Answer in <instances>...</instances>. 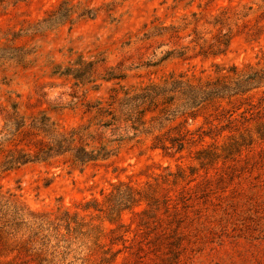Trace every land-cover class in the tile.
Listing matches in <instances>:
<instances>
[{"label":"rangeland","instance_id":"obj_1","mask_svg":"<svg viewBox=\"0 0 264 264\" xmlns=\"http://www.w3.org/2000/svg\"><path fill=\"white\" fill-rule=\"evenodd\" d=\"M62 4L71 8L66 18L64 8L55 13ZM215 65L264 68V0H0V140L15 104L19 115L44 114L68 132L93 123L97 102L172 73L214 79L225 73ZM234 99L184 124L219 128L224 108L236 118L229 128L173 156L150 150L151 138L140 136L116 142V155L104 162L75 166L66 156L0 172V195L25 209L15 236L0 233V264H264V139L253 133L264 121V88ZM245 130L251 146L228 158L219 148L221 158L208 166L196 160L197 150L227 147L229 136ZM177 167L194 169L191 181L160 195L168 191L178 204L179 228L171 210L138 214L143 203L113 223L86 205L104 206L119 182L142 189ZM182 186L191 197L184 209ZM174 230L182 238L176 258L169 253Z\"/></svg>","mask_w":264,"mask_h":264},{"label":"trees","instance_id":"obj_2","mask_svg":"<svg viewBox=\"0 0 264 264\" xmlns=\"http://www.w3.org/2000/svg\"><path fill=\"white\" fill-rule=\"evenodd\" d=\"M63 5H60L55 13L58 14L64 8L61 16L66 18L71 8ZM221 37L223 42L220 44L227 47L229 38L225 35ZM202 54H208V52L203 50ZM215 68L217 73H225L214 79L195 80L187 79L182 74L172 73L161 83H150L133 93H125L121 99H118L116 95L111 97V102L108 104L97 102L93 106L96 110L93 123L90 122L86 126H80L68 132H60L57 125L44 114L19 115L18 105L15 104L12 106L13 113L5 119V133L0 140L2 156L0 172L10 171L29 163L47 162L53 158L66 156L75 166L104 162L116 155L118 148H113L116 142L119 144L125 140H135L139 143L140 136L151 138L149 149L152 151L158 150L168 156L179 154L186 145L202 142L204 137H211V133L229 128L236 120L232 117L234 111L224 110V108L221 109L220 117L224 119L225 124L219 128L214 127L207 131H200V128L189 130L184 125L188 119L193 121L198 113L208 106L216 105L220 108L222 101L233 103L236 101V99L232 100L233 98L244 96L261 87L264 88V68L247 67L246 70H239L235 66L225 69L220 65H215ZM243 113L240 115L241 118ZM105 130L110 131L111 136L118 131H122L123 135H118L116 139L107 138ZM254 131L257 139H264V121L257 123ZM253 133L245 130V132L229 136L230 145L227 147L212 144L201 148L196 151V160L202 166H208L221 158V155L228 158L239 152L241 147L251 146L255 142ZM7 144L11 146L10 149L7 148ZM219 148L223 151L221 155L217 152ZM193 173L192 168H189L187 173L185 169L177 167L174 173L166 172L155 176L153 182L147 183L142 189L119 182L114 185L104 206H101L96 199L88 201L86 205L88 207L92 205L94 210L105 213V218L113 223L119 220L123 211L143 203L146 208L138 214L155 218L161 208L164 209L165 214L171 210L173 222L176 228H179L182 220L177 219L180 214L178 204L175 201L173 204L170 203L168 191L162 196L160 193L163 187L187 185ZM184 189L182 186L178 197V201L183 204V209L188 207L187 201L191 198L184 193ZM24 210L22 205L0 195V233L15 236L25 223ZM65 216L68 225L67 218H70V215L65 213ZM147 221H144L143 225H146ZM118 227L122 228L123 225L119 223ZM114 231L111 230V233ZM173 238L169 253L176 258L182 238L176 230L173 231ZM102 262L108 264L106 259H102Z\"/></svg>","mask_w":264,"mask_h":264}]
</instances>
